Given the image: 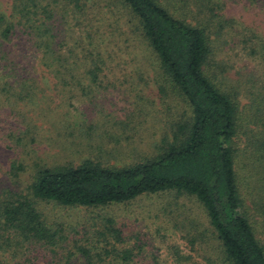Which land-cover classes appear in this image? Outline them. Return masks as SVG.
<instances>
[{
    "label": "trees",
    "instance_id": "1",
    "mask_svg": "<svg viewBox=\"0 0 264 264\" xmlns=\"http://www.w3.org/2000/svg\"><path fill=\"white\" fill-rule=\"evenodd\" d=\"M231 1L12 0L10 13L0 12V114L8 108L0 134L25 147L44 121L61 150H80L78 163L66 162L68 156L38 163L20 191L0 188V264H160L154 256L143 259L114 217L68 224L50 221L40 209L46 203L93 213L152 195H171L160 213L187 233L184 244L172 247L171 264H264V25L254 19L255 26H236L226 12ZM13 40L19 43L7 47ZM143 54L156 59L164 78L156 81L158 93L175 94L188 109L178 118L160 110L147 128L163 135L154 151L123 167L110 165L123 150L121 135L136 131L127 122L133 116L103 109L102 122L85 112L71 120L67 103L88 96L97 105L109 78L124 79L119 87L130 92L139 86L135 61L145 60ZM41 80L54 81L58 97L68 99L56 108L66 111L54 114L53 95ZM143 113L135 110L134 117ZM10 119L27 128L10 130ZM112 123L123 132L107 134ZM69 135L87 143L67 141ZM15 165L19 183L27 169ZM188 203L201 208L206 228L180 220L192 211Z\"/></svg>",
    "mask_w": 264,
    "mask_h": 264
},
{
    "label": "rangeland",
    "instance_id": "2",
    "mask_svg": "<svg viewBox=\"0 0 264 264\" xmlns=\"http://www.w3.org/2000/svg\"><path fill=\"white\" fill-rule=\"evenodd\" d=\"M11 2L12 0H0V12L4 11L9 14ZM229 4L226 12L230 18L237 20L238 25L236 26L242 25L244 28L247 25L255 26L253 25L254 19H256L258 23L264 25V0L262 2L257 0L253 3H251L250 0H232ZM239 31L242 32L241 30H238V32ZM14 43H19V40L9 41L7 47L13 48L12 45ZM144 51L145 49L141 47L140 50L136 52L142 54ZM16 53H18V51H16ZM233 54L236 55V52H233ZM14 56L16 55L14 54ZM125 56L126 59L129 58L127 55ZM145 57L146 54H143L140 56V59L145 60L137 59L135 61V68L141 69L142 72L138 74L139 77L137 76V83H139V86L135 84L136 88L133 90L131 89L130 92H125L124 89L126 86L124 89L119 87L124 79L109 78L105 80V88L102 89L103 92L97 95V105H93L88 96L83 98L73 97L69 99L67 103V109L71 112V120H75L76 115L85 112L90 117V121L95 119L96 121L102 122L97 112L103 109L118 118L133 116L128 119L127 122L131 123V126H136V131L132 132L128 130L127 134L124 133L121 135L123 136L121 138L122 143L118 144V147H122L123 150L120 153H116L115 157L112 156L109 159L110 165L123 167L132 163L133 159L138 161L142 157L151 154L158 146L163 136L162 132L157 131V129L153 128L151 131L147 129L151 126L154 119L161 116V114H165V116L169 115L168 118H178L179 114L181 115L188 109L187 105L175 94L170 93L168 97H163L158 93L156 81L157 79L163 80L164 78L161 77L156 59L152 57V61H150ZM17 59L22 60L24 58L18 56ZM133 59L135 60L136 58L133 57ZM241 63L243 62L236 65ZM117 68V70H121V73H125L123 64H121V66L117 65ZM46 81L47 80H41L43 87L48 88L50 96L53 95L54 103H52L53 105L51 106L56 110L54 114L57 115L62 111H66L67 109H65V107L60 109L56 107L63 103V98H67L64 95L58 97L55 91L54 81ZM163 82L165 81L163 80ZM5 110H8L7 106H5L0 114V118L3 116ZM135 110L143 111L144 113L141 116L145 117L139 118V114L134 117ZM160 110H162L163 113L159 115ZM26 111L29 112L27 114L29 118H37L34 112ZM78 121L83 122L82 120ZM161 122L163 125L167 124L169 123V119H163ZM9 124L11 125L9 126L12 127L10 130L27 128L25 125L21 124V119L19 122L18 119H10ZM37 124L39 128L34 129L35 135H38L36 141H32V144L28 146L25 142V147H16V145L8 141L5 135L0 134V188L11 187L14 190L20 191L28 180H30L31 174L35 170L36 165L40 162H47L48 165H51L50 163L54 162L58 157H64V160H66L68 156L69 159H67L66 162L79 158L80 150L76 153L61 150V140L59 137L55 139L54 136L48 132V130L52 128L51 124L44 123V121H38ZM32 125L33 123H31V126ZM121 126V123L119 126L116 123H112L106 126L105 131L107 134L110 132L111 134L118 135L120 132H123ZM118 128H120V130ZM30 131H33V129H30ZM77 136L78 135H69L66 136L65 139L70 142L87 143L85 139H77ZM128 138H130L129 141L127 140ZM241 144L243 146L245 143L242 142ZM114 145H116V142L112 141L110 147L113 148ZM76 147L78 146H72V148L77 149ZM89 154H91L90 151L85 152L81 160L90 158L91 155ZM101 155L100 153L99 156ZM75 160L76 163L80 161V159ZM18 162H24L27 169V172L21 173L19 183H17L18 181H16L15 178L16 173H14L17 169L15 164H18ZM245 164L247 165L246 162ZM171 199V195L142 196L131 203L96 209L93 213L84 208L64 209L46 203L41 204L40 209L44 216L50 221H65L68 224L74 222H78L79 224L97 214L103 215L102 217H114L118 221V225L123 227L125 236H127V241L132 245L135 244V246L142 248L141 254H143V259H153L154 256L156 257L155 260L160 261V264H171V262H169V254L172 247L177 243L184 244L185 240L182 239L181 236L187 234L186 231L183 230L184 227L182 224L176 228V225L172 221L170 223L169 219L160 213L163 205L169 203ZM187 206L191 208L192 211L185 214L184 209H180L179 212L185 214L180 220L189 218L195 226H201V229L206 228L207 221L202 215L201 208L194 203H188ZM165 260L166 262H163Z\"/></svg>",
    "mask_w": 264,
    "mask_h": 264
}]
</instances>
